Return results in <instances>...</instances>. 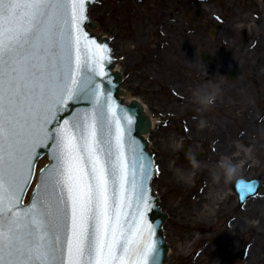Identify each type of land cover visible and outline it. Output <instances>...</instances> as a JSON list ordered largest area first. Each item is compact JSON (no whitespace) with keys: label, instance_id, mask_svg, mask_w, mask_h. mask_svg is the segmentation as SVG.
<instances>
[{"label":"snow or ice","instance_id":"obj_1","mask_svg":"<svg viewBox=\"0 0 264 264\" xmlns=\"http://www.w3.org/2000/svg\"><path fill=\"white\" fill-rule=\"evenodd\" d=\"M86 2L0 0V264H151L156 254L152 161L97 79L111 50L83 32ZM82 101L92 107L60 122ZM41 148L53 163L26 205Z\"/></svg>","mask_w":264,"mask_h":264},{"label":"rangeland","instance_id":"obj_2","mask_svg":"<svg viewBox=\"0 0 264 264\" xmlns=\"http://www.w3.org/2000/svg\"><path fill=\"white\" fill-rule=\"evenodd\" d=\"M254 12L259 13V19L253 18ZM90 15L99 20L96 31L112 38L116 63L125 75L124 88L130 97H140L157 120L150 136L159 169L153 185L163 210L169 214L165 224L170 247L167 262L190 264L179 252L190 236L188 219H200L197 195L206 194L210 189L204 187L216 183L224 196L233 195L225 199L216 216L206 219L205 224L211 226L214 236L194 246L192 260H203L191 263H206L204 255L198 257L197 252L210 246L218 254L225 253L230 264H264V186L249 209L238 207L232 185L235 178L229 183L213 181L211 170L224 158L222 153L216 157L213 154L214 143L222 138L221 132L220 135L216 132L214 105L197 111L201 106L193 97L197 87L215 84L208 78L218 77L202 59V51L219 52L221 46L236 52L264 50V0H99ZM219 23L224 28L213 37L210 29ZM243 28L248 29L247 39L242 34ZM254 35L262 39L251 48ZM259 76L264 78V73ZM243 80L251 88L252 84ZM246 99L251 101L252 95ZM232 107L242 108V104L235 102ZM261 116L260 134L252 130L260 137L248 139L253 142L251 150L241 145L240 137L230 144L242 160L237 163L238 176L259 173L256 166L246 171L245 164L247 160L258 162L257 153L264 154V147L259 146L264 140V109ZM201 119L205 121L203 127L199 126ZM236 119L235 129L241 132L247 118L237 113ZM220 143L222 149L225 144ZM188 153L200 162L198 168L192 167L186 158ZM46 161L47 157L41 165ZM187 169L190 179L178 176ZM233 221L237 224L235 228ZM204 227L200 225L198 235L211 233ZM219 240H225L227 246L220 248ZM244 249L249 252L241 258L239 252Z\"/></svg>","mask_w":264,"mask_h":264},{"label":"water","instance_id":"obj_3","mask_svg":"<svg viewBox=\"0 0 264 264\" xmlns=\"http://www.w3.org/2000/svg\"><path fill=\"white\" fill-rule=\"evenodd\" d=\"M97 1L98 0H92L91 3H87V2L85 3V13H84L85 19L83 21V32L87 34V39L89 41L94 40L96 44L101 45V46L106 45L107 48L111 50L110 52L103 53V55L107 56V59H105L103 62V68H102L104 75L98 77L97 79L99 80L102 89H104L106 91L107 90L111 91L112 100L115 102V105L117 106L118 115L120 116V120H121V125L127 130L126 134H127L128 140L134 142L133 146L138 145L143 149V151L147 154V157L150 158L149 164H151V161H152L153 174H152L151 180L148 182V187L150 189L149 195L151 197L150 207H149V210L146 211V215H145V219H146L147 223L149 225H152V231L155 233V235L153 237H151L150 239L155 241V243L157 245L156 254L153 257L151 264H166L169 246H168L167 241L165 240L163 225H164V222L168 218V214L166 212H164L162 210L161 206L159 205V200H160L159 196L154 191V188L152 185L153 178L157 173L156 172L157 168L155 166L154 153L148 149L150 141L146 138V135L148 133H150V130L153 126V120H152V117L150 115H146L144 113V110H145L144 104L139 99L133 98L130 103L125 102L126 98L128 96V92L125 91L124 89H122V84L124 82L123 73L120 70L116 69L115 58L113 56V49L111 47V38L108 36H105L101 40V35L96 34L92 30L99 25V21H97V20L91 21L90 16H89L91 6L93 4H95ZM82 40H83V37H82ZM92 47H93V45L90 43L89 48H92ZM81 55L83 58V55H84L83 49L81 50ZM202 56L205 60L210 59V56L207 52H203ZM108 81H110L111 83L108 84L107 83ZM106 85H107V87H105ZM77 107H79L81 109H86V108L92 107V104L89 101H82L79 103L71 104L70 110L68 112H62L60 114V122H62L63 119L66 118L67 116H70L72 114V111H74ZM120 109H122L123 111L120 112L119 111ZM105 114L107 115V113H105ZM125 115L128 118L127 120L124 118ZM128 120H131V125L128 124ZM57 126H58V122H53L50 125V128H55ZM48 147L49 148L51 147V142L49 143ZM38 151L41 153V155L39 156V159L45 154L49 155V157L51 159V162H49L43 168V169H45L47 166H49L50 164L53 163L52 157L49 153L46 152V151H48V149L41 148ZM131 154L132 153L129 152V155H131ZM38 160L35 161V169H34L33 178L35 175L36 165L38 163ZM41 171L39 173V178L41 175ZM33 178H32V181H33ZM32 181H31V183H32ZM38 183H39V179H38ZM38 183H37V185H38ZM251 183L252 182L240 181L238 184V189H239L241 195L244 197V201H245V198L247 199L251 195H255L261 187V181H257V183L254 185V187L256 188V191L254 193H247L244 190V185H248ZM37 185L34 189L31 200L29 202L25 203L24 199L26 197V194H27L31 184L28 186L26 192L23 195V203L24 204L27 205V204L31 203L33 197L36 195ZM244 192L248 196H245ZM146 232H147V229H146ZM240 255L244 256V253H240Z\"/></svg>","mask_w":264,"mask_h":264},{"label":"flooded vegetation","instance_id":"obj_4","mask_svg":"<svg viewBox=\"0 0 264 264\" xmlns=\"http://www.w3.org/2000/svg\"><path fill=\"white\" fill-rule=\"evenodd\" d=\"M256 15L255 13L253 17H257ZM260 38L261 37L255 38V41L258 42ZM223 56L224 57L216 58L212 65L215 69H218L223 76V79L218 78L215 81L221 88H224V90H220L219 96L221 98L216 100L214 106L215 123L217 125L216 132L219 131V135L221 132L220 136L222 138L219 141L222 143L224 142L226 145L221 149L224 158H231L230 160L233 159L236 163H239L242 161L241 157L236 154L235 148L230 146V144L233 143L237 137H240L246 146L249 148L252 146L253 142L248 139L258 136V134H253L252 130L260 134V124L263 121L261 114L264 109V78L250 76L249 79L252 85H254L252 90L246 85L245 81L242 80V75H252L264 71V51H227ZM229 65H232V68L234 67L238 70V76L235 79L231 78L229 74L232 68L228 71L225 69L228 68ZM247 95H252L251 101L246 99ZM235 102L242 104V108H233L232 106L235 105ZM237 113L243 114L247 118L241 132L235 129ZM248 123L252 124V126ZM262 143L263 141L260 142V145ZM257 160L258 162L255 163L251 160H247L245 170L249 171L254 164L259 169L258 176L263 177L264 154L257 153Z\"/></svg>","mask_w":264,"mask_h":264},{"label":"bare ground","instance_id":"obj_5","mask_svg":"<svg viewBox=\"0 0 264 264\" xmlns=\"http://www.w3.org/2000/svg\"><path fill=\"white\" fill-rule=\"evenodd\" d=\"M221 153V143L218 140L217 142L214 143V155ZM182 176L185 179H190V171L187 169L185 171H183L182 173H180L178 176L181 177ZM181 181H183V178H180ZM207 181H211V179L206 178ZM207 189L206 194L202 195V194H198L197 195V199H196V204H197V208L199 210H201V214H200V219H188V223H187V227L190 230V236L187 238V243L184 244L183 247H180L179 252L181 254H183L186 258V260L190 263L191 261L196 263L199 260H203V259H196V261L192 260L194 258V254L196 252V249L194 248V246L197 243L203 242L205 241L207 238H211L214 235L212 234V228H210L211 226L205 224L206 219L207 218H211L213 217V215L216 216V214L219 213V211L222 209V205L223 202H225V199H227L228 197H232L233 193H227L225 196L223 195V189L220 188L219 185H217L216 183L211 184L208 187H204ZM249 200L246 203V208L251 209L253 206V201ZM216 204H220V206H216ZM200 225L205 226L204 228H207V231H211V233L209 232L206 234H202V235H198V230L200 229ZM232 225L234 226V228L236 227V223L233 221ZM206 230V229H205ZM221 234V232H220ZM221 237H219L220 239ZM231 240V238H230ZM217 244L220 246V248H225L227 246L226 241L225 240H219L217 241ZM197 256L200 257L202 255H204V260L206 261V263L204 264H230L227 262L226 259V255L225 253L222 254H218V252L214 249H212L210 246L205 247L204 250L197 252Z\"/></svg>","mask_w":264,"mask_h":264},{"label":"clouds","instance_id":"obj_6","mask_svg":"<svg viewBox=\"0 0 264 264\" xmlns=\"http://www.w3.org/2000/svg\"><path fill=\"white\" fill-rule=\"evenodd\" d=\"M220 92L218 84H206L197 87L193 91V97L195 102L201 107L197 111L207 110L210 106H213L216 102L217 96ZM196 117H194L195 119ZM205 124L204 120H200V127ZM186 158L189 160L193 168H198L200 162L191 153L186 154ZM239 174L238 166L228 158H223L217 162L214 168L211 170L212 179L214 182L229 183Z\"/></svg>","mask_w":264,"mask_h":264}]
</instances>
